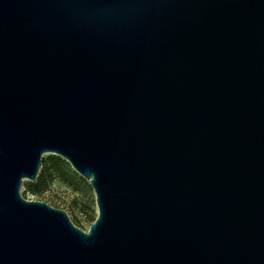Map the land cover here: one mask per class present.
I'll return each instance as SVG.
<instances>
[{
  "label": "water",
  "instance_id": "water-1",
  "mask_svg": "<svg viewBox=\"0 0 264 264\" xmlns=\"http://www.w3.org/2000/svg\"><path fill=\"white\" fill-rule=\"evenodd\" d=\"M0 264H264V0H0Z\"/></svg>",
  "mask_w": 264,
  "mask_h": 264
},
{
  "label": "rangeland",
  "instance_id": "rangeland-1",
  "mask_svg": "<svg viewBox=\"0 0 264 264\" xmlns=\"http://www.w3.org/2000/svg\"><path fill=\"white\" fill-rule=\"evenodd\" d=\"M41 174L45 175L43 180ZM40 175L35 181H24L22 195L66 210L78 227L89 230L98 216L96 192L89 179L68 159L53 152L44 154Z\"/></svg>",
  "mask_w": 264,
  "mask_h": 264
},
{
  "label": "trees",
  "instance_id": "trees-1",
  "mask_svg": "<svg viewBox=\"0 0 264 264\" xmlns=\"http://www.w3.org/2000/svg\"><path fill=\"white\" fill-rule=\"evenodd\" d=\"M40 176H42L41 180H43V179H44V177H45V175L43 176L42 174H41ZM36 190H37V189H36ZM37 191H38V190H37ZM95 219H96V217H95V218H93L92 222H93Z\"/></svg>",
  "mask_w": 264,
  "mask_h": 264
}]
</instances>
